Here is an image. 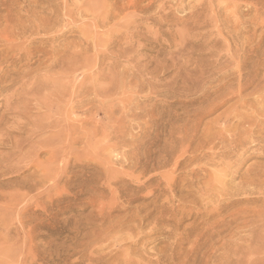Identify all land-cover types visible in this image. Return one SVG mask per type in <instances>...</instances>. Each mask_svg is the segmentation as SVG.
Here are the masks:
<instances>
[{
	"label": "rangeland",
	"instance_id": "374dc122",
	"mask_svg": "<svg viewBox=\"0 0 264 264\" xmlns=\"http://www.w3.org/2000/svg\"><path fill=\"white\" fill-rule=\"evenodd\" d=\"M261 56L264 0H0V264H264V141L206 148Z\"/></svg>",
	"mask_w": 264,
	"mask_h": 264
},
{
	"label": "bare ground",
	"instance_id": "6f19581e",
	"mask_svg": "<svg viewBox=\"0 0 264 264\" xmlns=\"http://www.w3.org/2000/svg\"><path fill=\"white\" fill-rule=\"evenodd\" d=\"M245 42V41H244ZM257 42V41H256ZM250 47V46H249ZM259 47V46H258ZM260 49H261V47H260ZM257 50V49H256ZM254 51H255V49H254ZM260 51H262V50H260ZM256 52V51H255ZM251 53H253V52H251ZM258 54V53H257ZM262 55V54H261ZM251 56V55H250ZM244 57H246V55L244 56ZM249 57V56H248ZM259 57V56H258ZM261 57H264V56H261ZM247 58V57H246ZM246 58H244V59H246ZM255 58V57H254ZM260 58V57H259ZM244 59H242L243 60V62H244ZM248 60H249V58H247ZM260 59H262V58H260ZM241 61V60H240ZM246 61L247 60H245V63H246ZM250 61V60H249ZM252 61V60H251ZM242 61H241V64L243 63ZM261 62H262V60H261ZM260 62V63H261ZM263 62H264V60H263ZM262 62V63H263ZM244 63V65H246ZM259 63V62H258ZM262 63H261V65H262ZM249 64H251V63H249ZM264 64V63H263ZM257 65V64H256ZM255 65V66H256ZM263 66V65H262ZM236 67H239L238 65L236 66ZM244 67V66H243ZM246 67V66H245ZM244 67V68H245ZM259 67V66H258ZM264 67V66H263ZM242 68V67H241ZM253 68H255V67H253ZM260 68H262V67H260ZM236 69V68H235ZM239 69V68H238ZM238 69H236V70H238ZM255 69H259V68H255ZM255 69H253V70H255ZM244 70V69H243ZM261 70H263V69H261ZM240 71V70H239ZM238 71V72H239ZM251 71V70H250ZM260 71V70H259ZM228 72V71H227ZM234 72H235V70H234ZM247 72V71H246ZM233 73V72H232ZM231 73V74H232ZM242 73L243 72H241V74H240V72L238 73V74H240V75H242ZM230 73H229V75H231ZM248 74V73H247ZM246 74V75H247ZM250 75H251V77H253L252 79L253 80H255L254 79V77L255 78H259V76L258 75H260V74H258V71H256V72H250L249 73ZM226 75V74H225ZM228 75V74H227ZM226 75V76H227ZM229 75L225 78L224 77V75H223V78H225V79H227V81H229L228 79L229 78H231V77H229ZM250 75H248V77L250 76ZM241 77V76H240ZM233 78V77H232ZM235 78H237V76L235 77ZM240 79H242V77L240 78ZM240 79H238V80H240ZM246 79H247V77H246ZM245 79V80H246ZM250 79V78H249ZM263 79H264V77H263ZM263 79H262V81H263ZM232 80V79H231ZM230 80V81H231ZM234 80V79H233ZM232 80V81H233ZM252 80V81H253ZM244 81V80H243ZM251 81V80H250ZM249 81V82H250ZM251 81V82H252ZM240 82H241V80H240ZM246 83H244V84H247V80L245 81ZM248 82V83H249ZM251 82H250V84H251ZM254 82V81H253ZM255 82L256 83H258L259 82V80H258V82L255 80ZM261 82V81H260ZM259 82V83H260ZM226 83V82H225ZM224 83V84H225ZM223 84V85H224ZM249 84V85H250ZM253 84H255V83H253ZM252 84V85H253ZM239 85H240V88L241 89H243L242 87H243V84H240L239 83ZM251 85V86H252ZM263 86H261V87H259V88H257L256 89V93H254V95L256 96L257 95V98H255L254 100H252V99H250L249 97H246V98H242L241 100H240V102L238 103L239 104V106H241V107H243V108H246V109H248V110H251V112L254 114H252L251 116H250V114L249 115H247V113H237L233 118H231V119H229L228 121H227V127H226V131H228V132H230V134H229V136L226 138L225 136H223V134H221V133H213L214 135H210L211 137H209V141L207 142V140H206V143H208V145H210V147H208L207 145H206V143H205V145H206V148H209V149H211V152H212V150H213V148H215L219 143L216 141V140H218V141H220V143L222 144V146H220V144H219V146L221 147V148H223V151H222V153L221 154H218V152H217V154H218V156H216V157H220V158H218V159H221L220 161L222 162V158L224 159L225 157H227L228 156V153L229 154H231L230 153V151H233V150H242V149H244V148H246V147H249L248 146V144L249 143H252V145H253V142L254 141H256V139H255V137H257L258 139H261L262 141H264L263 140V132H258L257 130V132L258 133H255V131H254V129H257V128H259V127H264V119H261V118H264V113H262V110L264 109V83L262 84ZM242 86V87H241ZM256 86V85H255ZM257 86H258V84H257ZM256 86V87H257ZM203 87V86H202ZM245 90V89H244ZM240 91V90H239ZM204 92H205V90H204ZM207 92V91H206ZM205 92V93H206ZM203 94V93H202ZM207 94V93H206ZM203 98H204V96H202ZM251 97H253V96H251ZM252 104H254V105H256L257 107H253L252 106ZM237 105V104H236ZM238 106V107H239ZM236 107V106H235ZM228 115V114H227ZM147 116V115H146ZM135 117V116H134ZM122 121V120H121ZM232 122V123H231ZM252 122V123H251ZM251 123V125H250V127H248V129H246V130H242V128H244V127H242L241 128V126H245V124H247V125H249ZM118 125V124H117ZM218 125V124H217ZM113 126V125H112ZM120 126V125H119ZM213 126V125H212ZM125 127V126H124ZM218 127V126H217ZM126 128V127H125ZM141 128V127H140ZM245 128H246V126H245ZM250 128V129H249ZM260 129V131L262 130V128H259ZM258 129V130H259ZM184 130V129H183ZM125 131V130H124ZM146 131V130H145ZM263 131V130H262ZM192 132V131H191ZM133 133V132H132ZM149 132H147V134H148ZM171 133H173V131L171 132ZM187 134V133H186ZM263 134V135H262ZM185 135V134H184ZM225 135V134H224ZM131 136V135H130ZM170 136V135H169ZM219 136H220V138H219ZM173 137V136H172ZM194 137V136H193ZM211 138V139H210ZM150 139V138H149ZM149 139H148V141H149ZM177 139V138H176ZM185 139V138H184ZM183 139V137H182V139L181 140H184ZM255 139V140H254ZM261 140H257V141H261ZM147 141V142H148ZM185 141H186V139H185ZM256 141V142H257ZM174 142V141H173ZM182 142H184V141H182ZM188 142H191L190 141V139L188 140ZM201 142V141H200ZM203 142V141H202ZM202 142L200 143V144H202ZM171 143V142H170ZM169 143V144H170ZM175 143V142H174ZM186 144H187V142H185ZM259 143H261V142H259ZM141 144V143H140ZM148 144H149V142H148ZM147 144V145H148ZM168 144V145H169ZM182 144H184V143H182ZM190 143H188V145H189ZM203 144H204V142H203ZM173 144H171V146H172ZM204 145V146H205ZM250 145V144H249ZM189 146H191V144L189 145ZM201 146V145H200ZM204 146H203V148H204ZM144 147V146H143ZM199 147V146H198ZM197 147V148H198ZM217 148V147H216ZM215 148V149H216ZM219 148V147H218ZM144 149V148H143ZM163 149V148H162ZM189 149V148H188ZM187 149V150H188ZM202 149V148H201ZM263 149V148H262ZM198 150H199V148H198ZM204 150V149H203ZM162 151H165L164 149L162 150ZM264 151V150H263ZM188 152V151H187ZM234 152V151H233ZM213 153V152H212ZM205 154V153H204ZM214 154H216V152H214L213 153V155ZM64 155V154H63ZM211 155V154H210ZM211 156L212 158H209V160H211V161H216L214 158H215V156ZM232 155V154H231ZM231 155H229V157H231ZM188 158V157H187ZM166 159V158H165ZM226 159V158H225ZM139 160V159H138ZM193 160H195V157H190L189 159H188V161H193ZM208 161V160H207ZM211 161H208L207 163L210 165V163L212 164V163H214V162H211ZM219 161V160H218ZM218 161H216V163L218 162ZM224 161V160H223ZM89 162V161H88ZM167 162V161H166ZM123 163H124V161H123ZM127 163V162H126ZM125 163V164H126ZM138 163L135 161V164H134V166L135 165H137ZM206 164V163H205ZM207 164V165H208ZM222 164V163H221ZM75 165V164H74ZM177 165V164H176ZM75 168V167H74ZM73 168V169H74ZM88 168V167H87ZM206 168V167H205ZM85 169V168H84ZM91 169V168H90ZM203 170V169H202ZM166 171V170H165ZM199 171H200V168H199ZM198 171V172H199ZM204 171V170H203ZM197 171H195V172H193V173H198ZM227 179V178H226ZM88 180V179H87ZM93 182V181H92ZM138 182V181H137ZM170 187L171 188H173V186L170 184ZM84 202V201H83ZM86 202V201H85ZM117 206V205H116ZM230 210V209H229ZM260 210V209H259ZM222 211V210H221ZM259 213V212H258ZM232 219V218H231ZM254 219V218H253ZM262 219V218H261ZM208 228V227H207ZM92 244V243H91ZM106 245V244H105ZM130 260V259H129ZM137 264V263H136Z\"/></svg>",
	"mask_w": 264,
	"mask_h": 264
}]
</instances>
